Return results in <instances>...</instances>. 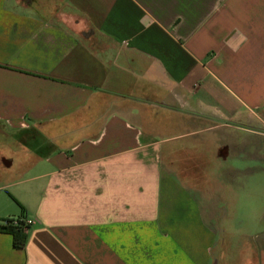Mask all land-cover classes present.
Returning a JSON list of instances; mask_svg holds the SVG:
<instances>
[{
	"label": "crops",
	"instance_id": "0c3cea01",
	"mask_svg": "<svg viewBox=\"0 0 264 264\" xmlns=\"http://www.w3.org/2000/svg\"><path fill=\"white\" fill-rule=\"evenodd\" d=\"M218 147L261 158L264 0H0V264H220Z\"/></svg>",
	"mask_w": 264,
	"mask_h": 264
},
{
	"label": "rangeland",
	"instance_id": "374dc122",
	"mask_svg": "<svg viewBox=\"0 0 264 264\" xmlns=\"http://www.w3.org/2000/svg\"><path fill=\"white\" fill-rule=\"evenodd\" d=\"M220 150L221 147L216 148L214 167L205 164L200 171L203 186L213 187L212 191L218 197L215 207L218 218L209 222L220 228L217 237L226 246L223 252L219 247L216 254L222 255L220 264H258L256 243L262 242L264 255V148L260 151L261 158L248 160L247 175L236 176L232 189L228 188L226 172L231 161L222 162L218 156ZM240 182H244L241 191L238 188ZM225 195L229 197L225 199Z\"/></svg>",
	"mask_w": 264,
	"mask_h": 264
},
{
	"label": "trees",
	"instance_id": "16d2710c",
	"mask_svg": "<svg viewBox=\"0 0 264 264\" xmlns=\"http://www.w3.org/2000/svg\"><path fill=\"white\" fill-rule=\"evenodd\" d=\"M4 222L5 224H3V222H0V233L11 235L12 245L14 248H24L27 241V231L24 230L23 223L14 226L12 224V221H10L9 219L5 220Z\"/></svg>",
	"mask_w": 264,
	"mask_h": 264
},
{
	"label": "built area",
	"instance_id": "2783aa9c",
	"mask_svg": "<svg viewBox=\"0 0 264 264\" xmlns=\"http://www.w3.org/2000/svg\"><path fill=\"white\" fill-rule=\"evenodd\" d=\"M8 220V219H7ZM10 221H12V224L14 226L19 225L20 223H23L24 225V230L27 231L28 228L30 226H32L34 224V222L30 219H26V218H18V219H9ZM5 221V220H4ZM3 221V224H5V222Z\"/></svg>",
	"mask_w": 264,
	"mask_h": 264
}]
</instances>
